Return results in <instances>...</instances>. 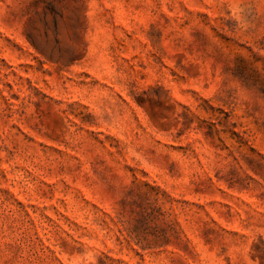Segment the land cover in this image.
Returning a JSON list of instances; mask_svg holds the SVG:
<instances>
[{
    "label": "rangeland",
    "instance_id": "obj_1",
    "mask_svg": "<svg viewBox=\"0 0 264 264\" xmlns=\"http://www.w3.org/2000/svg\"><path fill=\"white\" fill-rule=\"evenodd\" d=\"M0 264H264V0H0Z\"/></svg>",
    "mask_w": 264,
    "mask_h": 264
}]
</instances>
